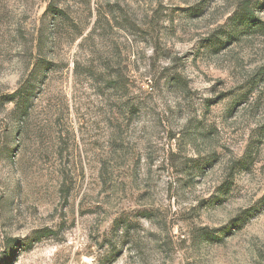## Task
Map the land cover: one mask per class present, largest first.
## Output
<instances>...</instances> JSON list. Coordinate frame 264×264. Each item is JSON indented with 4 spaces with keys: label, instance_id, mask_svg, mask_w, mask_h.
<instances>
[{
    "label": "rangeland",
    "instance_id": "rangeland-1",
    "mask_svg": "<svg viewBox=\"0 0 264 264\" xmlns=\"http://www.w3.org/2000/svg\"><path fill=\"white\" fill-rule=\"evenodd\" d=\"M0 264H264V0H0Z\"/></svg>",
    "mask_w": 264,
    "mask_h": 264
}]
</instances>
